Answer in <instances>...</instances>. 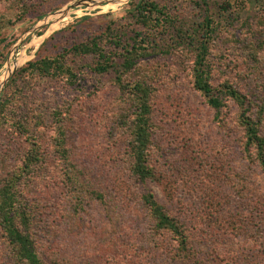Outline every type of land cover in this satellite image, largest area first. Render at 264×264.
<instances>
[{"label":"trees","instance_id":"obj_1","mask_svg":"<svg viewBox=\"0 0 264 264\" xmlns=\"http://www.w3.org/2000/svg\"><path fill=\"white\" fill-rule=\"evenodd\" d=\"M262 1L260 11L245 18L233 10L235 0H139L132 5L127 22L111 20L102 33L56 54L41 55L16 72L0 99V133L7 141L0 149V238L11 264H44L34 235L36 214L25 200L29 184L38 175L46 170L61 175L77 213L86 211L90 202L105 203V194L81 180L71 162V104L52 99L53 91L61 87L83 90L89 76L100 82L110 78L117 90L109 134L126 147L127 172L137 182L162 181L155 166V137L160 115L162 119L173 108L172 94L162 88L171 80L160 83L163 63L151 65L155 58L170 59L175 74L188 71L191 88L215 110L218 127L235 134L246 162L264 173ZM5 2L8 8L0 10V48L6 41L2 37L6 12L13 10L19 22L43 17L53 1ZM235 56L244 58V69L234 66L231 58ZM3 58L0 51V69ZM221 72L250 80L251 94L235 86L237 77L216 83ZM232 103L237 112L229 119L225 111ZM141 199L152 236L171 241L172 258L198 263L189 225L174 217L153 192Z\"/></svg>","mask_w":264,"mask_h":264},{"label":"rangeland","instance_id":"obj_2","mask_svg":"<svg viewBox=\"0 0 264 264\" xmlns=\"http://www.w3.org/2000/svg\"><path fill=\"white\" fill-rule=\"evenodd\" d=\"M1 1L0 10L8 8L6 0ZM52 1L43 17L30 16L19 22L13 10L6 12L8 23L2 31L6 41L0 48L4 55L0 99L12 80L1 89L9 60L12 66L18 64V72L41 55L56 54L102 33L111 20L127 22L132 5L139 0L73 8L70 16L56 23L58 27L45 25L27 35L41 19L78 0ZM234 5L233 10L247 18L260 11L263 1L235 0ZM231 59L234 66L239 64L244 69L242 56ZM158 63H163L160 83L171 80L167 88H162L169 89L173 103L170 114L162 119L160 115L155 137L160 184L137 182L127 172L126 147L109 134L117 95L110 78L100 79L101 83L89 76L85 88L79 91L65 87L52 90V99L71 104V162L80 171L81 180L106 198L104 204L90 202L86 211L77 213L70 191L61 184V175L46 170L29 184L25 200L36 214L34 235L44 264H264V173L246 162L238 137L218 127L215 110L191 88L188 71L171 72L174 63L170 59L151 61V65ZM234 75L217 73L216 83L226 77L234 81ZM235 86L248 96L253 88L250 80L239 77ZM236 112L232 103L225 115L232 119ZM6 144L0 133V149ZM48 162L53 171V159ZM147 192H153L174 217L189 225L198 263L172 258L171 241L152 236L141 199ZM0 264H11L1 238Z\"/></svg>","mask_w":264,"mask_h":264},{"label":"water","instance_id":"obj_3","mask_svg":"<svg viewBox=\"0 0 264 264\" xmlns=\"http://www.w3.org/2000/svg\"><path fill=\"white\" fill-rule=\"evenodd\" d=\"M133 0H78L77 2H74L70 5H68L67 7H65L63 10L58 11L55 14H52L50 16H47L43 19H41L39 21V23L35 26V28H33L28 34L35 32L36 30L42 28L45 25H49V24H56L62 20H64L65 18H67L68 16L71 15V12L73 11V8H77V7H82V6H98V5H104V4H122L125 2H130ZM55 18V20L53 19ZM18 47L16 46V48L14 49L13 53L17 52ZM18 64L12 66V62L11 60H9L7 62V67H8V72L4 78V81L2 83L1 89L3 90L5 88V86L8 84V82L12 79L13 75L15 74V72L18 69Z\"/></svg>","mask_w":264,"mask_h":264},{"label":"bare ground","instance_id":"obj_4","mask_svg":"<svg viewBox=\"0 0 264 264\" xmlns=\"http://www.w3.org/2000/svg\"><path fill=\"white\" fill-rule=\"evenodd\" d=\"M109 5H112V4H109ZM107 8H111V7H107ZM58 27V25L57 24H55V25H53L52 27ZM31 45H32V43H31Z\"/></svg>","mask_w":264,"mask_h":264}]
</instances>
